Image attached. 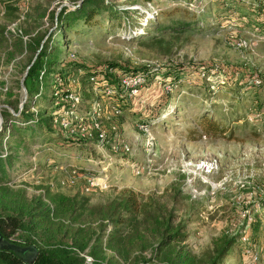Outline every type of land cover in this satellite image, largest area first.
I'll return each mask as SVG.
<instances>
[{"label":"rangeland","instance_id":"1","mask_svg":"<svg viewBox=\"0 0 264 264\" xmlns=\"http://www.w3.org/2000/svg\"><path fill=\"white\" fill-rule=\"evenodd\" d=\"M149 1L103 0L108 10L87 23L75 19L61 36L52 17L77 0H0L1 155L12 163L10 181L3 184L7 191H0V213L13 207L12 192L21 196L17 202L68 199L64 216L36 227L33 235L41 243L62 242L73 251L82 246L77 254H87L92 264H183L182 259L211 264L229 238L233 242L226 256L214 264H245L237 241L242 234L258 252L254 264H264V30H255L250 22L254 15L237 2L230 4L232 9L248 23L235 14L223 15L220 2L208 4L205 11L203 0ZM24 31L55 45L56 58L86 68L108 61L133 68L179 63L183 72L173 86L168 78L150 77L136 96L125 97L129 110L121 117L98 116L116 131L113 151L91 143L75 148L57 138L53 125L46 129L20 121L28 85L39 86V80L25 81L33 53L16 44L17 34L25 41ZM239 40L246 45L237 46ZM199 64L209 74H197ZM43 85L40 95H47L49 79ZM84 95L99 94L86 89ZM41 100L33 104L29 99L28 111L48 115L51 107ZM96 100L105 109L106 100ZM2 111L11 116L3 120ZM15 119L21 130L13 129L10 121ZM206 119L222 127V134L206 135ZM87 178L97 186L85 190ZM127 190L146 213L139 224L147 229L140 228L146 240L134 238L127 251L116 255L105 245L110 225L90 209ZM166 222L180 227L181 238L157 251ZM96 235L102 242L90 255Z\"/></svg>","mask_w":264,"mask_h":264},{"label":"trees","instance_id":"2","mask_svg":"<svg viewBox=\"0 0 264 264\" xmlns=\"http://www.w3.org/2000/svg\"><path fill=\"white\" fill-rule=\"evenodd\" d=\"M146 1L147 3L151 2L149 0ZM199 1L201 0H198V2ZM203 1L207 4L205 11H208V8H210L208 4H212V2L215 4L220 2L222 3L221 10H223V15L227 14L229 16L230 14H235L238 18L237 20L248 23V21L242 17L241 13L232 9L233 6L230 4L237 2L239 4L246 5L250 12L254 15V18L250 21L252 22L251 25L258 32L264 30V13H262V10H264V0H226V2L223 0ZM77 2V5H73L74 7L71 9L62 6L58 9L56 15L52 17V19H55V25H58V27L62 29V31H60L61 36L68 25L75 19L81 18L84 23H87L98 12L103 9H109L104 4L103 0H77ZM114 11L116 12V10ZM52 15L53 13H51V16ZM193 15L195 16L197 14L193 12ZM197 16H199V14ZM24 32L27 35L25 41L22 40L21 34H17L18 40L16 41V44L21 49H24V51L33 53V56L27 64L25 81L26 79H29L38 82L37 77L41 72L40 86L42 89V87L44 88L43 84L49 79V85H47L49 92L47 95H40L42 91L40 90V92H38L39 86H36L37 83L34 85H28L27 91L29 93V99L34 100L33 104H36L37 100L42 99L45 101V105L51 107V109H49L50 111L48 115L39 114L40 111L30 112L27 107L29 101L28 99L18 114L19 118L22 119L20 120L21 122L30 120L31 122L33 121L34 124L41 127L43 126L46 129L50 125L52 126V115L57 114L60 111L61 106L64 108L67 106V102L62 101L64 90L69 89L67 79H77L80 83V104L82 107H86L87 104L92 100H95L97 96L99 98L103 97L106 100L105 102L110 105H115L120 110V114L118 116L111 117L112 119H117L118 117H121L122 113L124 115L125 111L129 110L126 98L122 95L123 87L118 81V76L124 74H139L142 77L143 86L148 83L150 77L152 78L157 75L160 76L159 78L161 81L168 78V83L173 86L178 82L179 74L183 72V67L179 63H170L158 66L157 68L149 65L133 68L108 61L100 66L86 68L83 65L72 62V59H65L64 57L56 58V55L54 54L56 49L55 45L51 46L48 42H46V40L41 42L43 38L42 35L40 36L36 33L30 35L29 31ZM58 39L62 40L63 38L60 37ZM68 58L70 57L68 56ZM54 65L55 69H52ZM195 70L197 71V74L201 76L205 73L209 74L210 71L209 68L200 64ZM55 77L60 78L59 83L52 82V79ZM89 77H93L94 80L90 81ZM260 84L261 82H259L258 85ZM92 85H95L98 88L99 92L97 94L99 95L88 98L84 95V90H90ZM105 88L110 89L109 94H104ZM1 116L4 120L7 116L11 115L2 111ZM16 119L10 121V123L14 130H21V127L17 125L18 122ZM202 126L208 136L222 134V127L218 128V124L209 119L203 120ZM100 127L105 133L103 146L108 145L107 147L113 151L110 143L113 141L114 134L116 133L115 129L111 128V122L106 126L102 125L100 121ZM56 131L58 139H60L63 143H67L68 146L71 145L75 148L82 146L83 144H94L97 140L96 131L92 132V136L89 138L78 139L65 137L60 131ZM2 140L3 135L0 133V191L6 192L7 190L3 184L10 181V175L7 168L10 169L12 163L8 157L1 155ZM9 197L12 199V202H14L13 207L8 208L7 210H2L0 213V264H81L83 257L81 255L79 256L77 253L83 251L82 246H79L78 251H73L69 248V245L63 244L62 242L54 244L41 243L37 241L33 235L36 227L47 226L51 223V221H53V219H58L59 217L64 216L65 212L71 205V203L67 204L68 199H63L62 197L55 199L51 198L52 203L49 204L45 203L41 198L29 201H26L23 198L20 199V202H17L16 198H21L18 192H12ZM90 211L96 217L104 220L105 223L110 225L109 234L106 235L105 245L116 255L120 254L123 249L127 251V244H132V240L134 238L137 239L142 237L145 239L140 233V228L142 226L139 224L143 223L142 217L143 215H146V213L141 208V204L137 200V196L134 192L127 190L122 194L107 200L101 205L93 206ZM163 228V231L167 232L162 233L157 239L155 248L157 251L162 250L171 242L181 238V235H179L180 227H171V225L166 222L165 225H163ZM127 229L128 231H126ZM141 230L143 229L141 228ZM169 230H171V232H169ZM144 231H147V229L144 228L143 232ZM240 236L241 235H237V241L239 245H242ZM101 242V236L96 235L93 246H91V250L88 251L90 255H94L97 252L96 247ZM232 242V238L224 241V243L218 248L215 259L211 260V264H214L216 259L226 256V251L230 248ZM141 247H144V245ZM14 248H29L32 250V255L21 258L17 255ZM175 256L177 257L178 254ZM182 262L183 264H194L192 260L185 261V259H182Z\"/></svg>","mask_w":264,"mask_h":264},{"label":"built area","instance_id":"3","mask_svg":"<svg viewBox=\"0 0 264 264\" xmlns=\"http://www.w3.org/2000/svg\"><path fill=\"white\" fill-rule=\"evenodd\" d=\"M237 46H245L244 41H238ZM70 58L73 57L72 53H68ZM39 87L38 92L41 90V72L38 74ZM90 81H93V77H89ZM118 81L123 87L122 95L125 97H134L139 93V89L142 86V77L139 74H124L118 76ZM255 83H259L260 80L253 79ZM53 83H59L60 78L55 77L52 79ZM69 83V89L64 90L62 95V101L67 102V106L64 108L60 107V111L52 115L51 123L52 125L60 131L63 136L70 137L73 139L78 138H89L92 136V132H97V140L94 144L103 146L105 133L100 127V121L97 120L98 116L103 112H107L109 117H116L120 114V110L115 105H110L105 103V109L100 108L98 100H92L87 104L86 107L81 106L79 85L77 84V79H67ZM91 92L97 94L99 92L95 85L91 86ZM104 94H109L110 89L105 88ZM57 92V91H56ZM55 94V93H54ZM114 129L113 125L111 126ZM122 149L124 151L128 150L126 145H123ZM122 151V150H121ZM76 172V171H75ZM97 184L91 179L87 178L85 181V190L96 187ZM240 241L242 243V256L245 264H254L258 260V252L252 248L248 242V237L245 234L240 236ZM84 259V264H92V258L85 253L80 254Z\"/></svg>","mask_w":264,"mask_h":264},{"label":"water","instance_id":"4","mask_svg":"<svg viewBox=\"0 0 264 264\" xmlns=\"http://www.w3.org/2000/svg\"><path fill=\"white\" fill-rule=\"evenodd\" d=\"M0 243H1V238H0ZM17 255L21 258L23 257H27V256H31L32 255V250L29 248H25V249H15Z\"/></svg>","mask_w":264,"mask_h":264}]
</instances>
